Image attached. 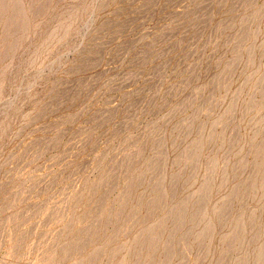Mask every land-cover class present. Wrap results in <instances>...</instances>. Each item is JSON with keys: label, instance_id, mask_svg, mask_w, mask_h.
Returning <instances> with one entry per match:
<instances>
[{"label": "rangeland", "instance_id": "obj_1", "mask_svg": "<svg viewBox=\"0 0 264 264\" xmlns=\"http://www.w3.org/2000/svg\"><path fill=\"white\" fill-rule=\"evenodd\" d=\"M0 105V264H264V0H0Z\"/></svg>", "mask_w": 264, "mask_h": 264}, {"label": "bare ground", "instance_id": "obj_2", "mask_svg": "<svg viewBox=\"0 0 264 264\" xmlns=\"http://www.w3.org/2000/svg\"><path fill=\"white\" fill-rule=\"evenodd\" d=\"M47 24H48V23H47ZM31 73H32V72H31ZM37 73H38V72H37ZM34 77H35V76H34ZM25 79H26V78H25ZM22 83H23V81H22ZM24 83H25V82H24ZM19 85H20V84H19ZM18 89H20V88H18ZM27 89H28V88H27ZM28 91H29V90H28ZM18 92H19V91H18ZM22 92H23V91H22ZM15 93H17V91H16ZM15 93H14V95H15ZM17 94H18V93H17ZM15 96H16V95H15ZM16 97H17V96H16ZM16 97H13V98H16ZM7 99H10V98L7 97ZM3 101H4V100H3ZM9 101H10V100H9ZM9 101H8V102H9ZM5 104H6V103H5ZM9 104L11 105V103H9ZM9 104H8V105H9ZM2 105H4V104H2ZM8 105H7V106H8ZM10 105H9V106H10ZM9 106H8V107H9ZM4 107H5V106H4ZM4 107L2 106V110H3ZM0 108H1V105H0ZM4 110H5V109H4ZM1 113H2V112H1Z\"/></svg>", "mask_w": 264, "mask_h": 264}]
</instances>
